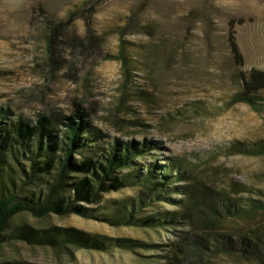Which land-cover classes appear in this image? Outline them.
<instances>
[{
  "label": "rangeland",
  "instance_id": "1",
  "mask_svg": "<svg viewBox=\"0 0 264 264\" xmlns=\"http://www.w3.org/2000/svg\"><path fill=\"white\" fill-rule=\"evenodd\" d=\"M252 69L264 71V0H0V110L8 125L46 116L61 138L65 118L83 112L102 150L147 143L140 172L174 160L185 179L173 188L197 187L196 198H230L243 210L250 200L264 202V90L255 105L235 100L241 73ZM8 163L23 196L42 189L27 186L17 162ZM140 199L137 187L106 194L91 219L23 213L2 235L0 264H250L204 246L215 233L235 241L264 230V211L222 215L205 227L208 215L177 204L179 192L162 205L141 207ZM123 204L135 205L140 219L161 215L168 231L103 221ZM25 224L74 227L138 247L56 252L11 237Z\"/></svg>",
  "mask_w": 264,
  "mask_h": 264
},
{
  "label": "trees",
  "instance_id": "2",
  "mask_svg": "<svg viewBox=\"0 0 264 264\" xmlns=\"http://www.w3.org/2000/svg\"><path fill=\"white\" fill-rule=\"evenodd\" d=\"M234 35L231 28V51L237 64L241 66L244 58ZM241 82L242 91L235 100L255 105V95L264 90V71L252 69L248 74L242 72ZM7 114L8 112L0 110V245L2 235L8 231L11 221L23 213L38 219L51 215H76L91 219L97 212L91 207L101 203L104 195L129 187H137L141 191V207L162 205L167 199L168 202H173L170 194L179 192L184 199L177 204L192 206L208 215V218H203L205 227L215 225L222 215L244 218L253 212L264 211L262 201L250 200L252 203L249 204V210H243L230 198H212L210 202L201 197L200 201L195 197L199 193L197 187L173 188L174 183L185 179V174L174 160H169L164 166L155 162L148 165L146 172H140L136 168L137 160L145 155L150 145L116 142L102 150L98 145L97 133L91 128L83 112H78L74 118H65L61 138L57 137V123L49 117L40 118L35 125L23 120L8 125ZM60 152L61 155L58 154ZM9 158L20 166L24 177L21 179L27 186L42 189L25 196L17 191L18 176L11 172ZM22 158H26L30 166L23 165ZM137 211L135 205H131L128 210L127 205L123 204L113 214L103 215V221L113 225L165 228L166 220H162L161 215L140 219ZM117 213L120 216H115ZM177 217V213H173L170 219L176 221ZM165 229L168 231V228ZM11 237L30 245L48 247L56 252L70 248L106 252L113 246L127 249L138 247V243L134 241L112 240L74 227L34 229L25 224L16 227ZM212 240L211 247H204L217 253L239 255L250 264H264V230H254L247 236L240 235L235 241L215 233Z\"/></svg>",
  "mask_w": 264,
  "mask_h": 264
}]
</instances>
